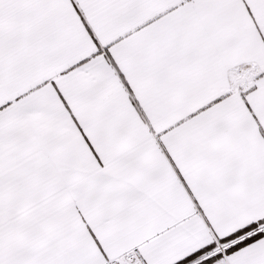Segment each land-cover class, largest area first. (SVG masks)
Instances as JSON below:
<instances>
[{
	"label": "snow or ice",
	"instance_id": "1",
	"mask_svg": "<svg viewBox=\"0 0 264 264\" xmlns=\"http://www.w3.org/2000/svg\"><path fill=\"white\" fill-rule=\"evenodd\" d=\"M0 264H264V0H0Z\"/></svg>",
	"mask_w": 264,
	"mask_h": 264
}]
</instances>
